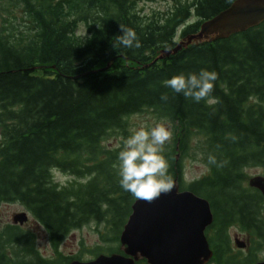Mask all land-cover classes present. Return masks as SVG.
<instances>
[{
	"label": "trees",
	"instance_id": "obj_1",
	"mask_svg": "<svg viewBox=\"0 0 264 264\" xmlns=\"http://www.w3.org/2000/svg\"><path fill=\"white\" fill-rule=\"evenodd\" d=\"M231 1L174 0L165 12L145 14L136 0H0V9L20 4L28 21L22 30L14 28L16 16L0 14V203L24 205L54 247L91 220L105 223L103 241H117L135 199L119 184L118 153L130 133L128 117L150 110L179 125L163 155L180 188L210 202L215 260L253 262L255 253L243 262L223 253L231 224L250 233L253 251L264 248V196L245 183L248 166L264 174V20L162 52L176 45L177 30L180 38L197 31ZM119 25L135 31L140 48L119 43ZM201 69L218 74L216 104L196 103L163 83ZM111 136L120 137L117 145L104 143ZM191 141L209 170L185 185L181 151ZM209 154L226 163L208 164ZM54 169L74 180L56 181ZM78 257L43 255L18 223L0 229V264H66Z\"/></svg>",
	"mask_w": 264,
	"mask_h": 264
},
{
	"label": "water",
	"instance_id": "obj_2",
	"mask_svg": "<svg viewBox=\"0 0 264 264\" xmlns=\"http://www.w3.org/2000/svg\"><path fill=\"white\" fill-rule=\"evenodd\" d=\"M264 20V0H232L228 6L204 19L195 32L164 49L165 55L181 46L213 40L244 30ZM160 53L158 56L161 57ZM171 192L151 203L134 199L119 234L123 253L100 252L91 259L74 258L66 264H133L139 256L149 264H204L212 254L205 234L213 220L208 198L190 189H180L177 177ZM248 184L264 196V174H254ZM27 212L13 215L14 223L27 219ZM254 264H264V260Z\"/></svg>",
	"mask_w": 264,
	"mask_h": 264
},
{
	"label": "rangeland",
	"instance_id": "obj_3",
	"mask_svg": "<svg viewBox=\"0 0 264 264\" xmlns=\"http://www.w3.org/2000/svg\"><path fill=\"white\" fill-rule=\"evenodd\" d=\"M138 7L141 11L145 14H159L161 12H165L172 4L174 0H136ZM5 8L8 11H3ZM6 16H16V18H12L14 25L19 29H24L25 22L27 21V16L22 8L19 5H10L7 4L4 7L1 6L0 14H4ZM1 16V15H0ZM195 19V15H191L190 20ZM78 33H84V26L80 25L78 29ZM176 38L180 39L178 30L176 34ZM129 121V129L130 133L134 129H138L140 127L146 126L147 128L154 127L157 123H164L166 126H170V129L173 132L178 133L179 125H174L171 122L167 121L163 118H158L154 115L153 112L150 110H144L142 112L131 114L128 117ZM174 134V133H173ZM194 140V139H193ZM120 137L119 136H111L107 139L104 143L108 144V146H115L119 143ZM172 140L165 144L164 150L167 146H171ZM194 141L189 143L190 148L186 149L185 151H181L182 153V163H183V173H182V181L186 185L191 180L206 174L209 170L208 165L200 158V156L194 155L193 146ZM179 150L176 152L179 155ZM246 172V181L247 184L248 178L254 174H263L261 167L259 166H248L245 168ZM54 179L60 183H68L71 180H74L73 175L62 172L58 169L53 170ZM84 179V178H83ZM26 211L28 216L27 219L24 220L20 227H22L25 231L29 232L33 236L34 246L37 248L43 255L48 257H56L59 253L65 255H76L79 256V259H91L96 254L100 252L107 253L109 251V247H115L117 243H119V239L117 241H103L102 234L105 233V223L104 222H96L91 220L78 228L72 229L60 242L58 247L52 246L47 231L45 230L44 226L38 222L33 215L30 213L29 210L25 208L18 201L12 202H1L0 203V229H2L8 223H13V215L20 211ZM264 212V210H263ZM241 229L238 225L233 224L230 225L229 234L231 237V244L234 247L236 244L234 242V234L233 232H240V238L245 237V233H241ZM241 238V239H242ZM98 246V251L95 250V247ZM59 252V253H58ZM243 252H246L244 250ZM255 253V260L263 259L264 258V248H258L252 251V254ZM243 254V253H242ZM237 258L242 259L243 257L237 256ZM214 264V263H210Z\"/></svg>",
	"mask_w": 264,
	"mask_h": 264
},
{
	"label": "clouds",
	"instance_id": "obj_4",
	"mask_svg": "<svg viewBox=\"0 0 264 264\" xmlns=\"http://www.w3.org/2000/svg\"><path fill=\"white\" fill-rule=\"evenodd\" d=\"M121 35L119 43L128 49L140 48V41L132 28L119 25ZM218 74L213 70L201 69L199 73H180L173 75L163 83L175 93H182L196 103L204 100L208 105L218 103L214 98V82ZM161 99L167 101V94ZM173 138L170 126L157 123L154 127L146 126L134 129L123 141L118 153V175L121 188L139 200L148 203L168 194L175 187L174 179L169 174V163L163 155L164 146ZM235 140V137H232ZM208 164L223 167L226 161L218 162L216 157L209 154Z\"/></svg>",
	"mask_w": 264,
	"mask_h": 264
},
{
	"label": "flooded vegetation",
	"instance_id": "obj_5",
	"mask_svg": "<svg viewBox=\"0 0 264 264\" xmlns=\"http://www.w3.org/2000/svg\"><path fill=\"white\" fill-rule=\"evenodd\" d=\"M213 212V211H212ZM214 216V215H213ZM214 218V217H213ZM213 221V220H212ZM212 222H210L206 228H205V234H206V238L208 240V243H209V247L211 248L212 250V254L211 256L209 257V259L204 263V264H210V263H214V264H219L215 259H216V250L218 249L217 247L213 246L212 242L209 240V235H211L213 237V229H211L209 227V225L211 224ZM233 225V224H231ZM229 228H230V225H228L227 227V234L229 235V238H228V242H229V253H223V256L226 254L227 256H240V257H243L241 260V262H243L245 260V258H247L248 256H251V253L253 251V243H251V237H250V233L247 232V231H244L242 229H239L240 231H242L241 233H245V237L244 238H240L239 236V233L240 232H236L234 231L233 234H234V242H235V246L233 247L232 244H231V237H230V234H229ZM244 250H246V252H243ZM111 252H120V253H123V248L122 246L120 245V242L117 243V248L114 249V250H111V251H108L107 253H111ZM243 253V254H242ZM260 260H264L263 259H260ZM256 261H259L258 259L254 260L253 262H251L250 264H254ZM133 264H149L147 262V259L143 256H139L138 259H136L134 261Z\"/></svg>",
	"mask_w": 264,
	"mask_h": 264
}]
</instances>
